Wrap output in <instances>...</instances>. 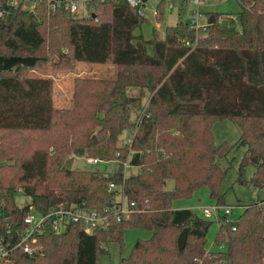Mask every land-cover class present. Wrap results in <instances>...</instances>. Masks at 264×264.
<instances>
[{"label":"trees","instance_id":"16d2710c","mask_svg":"<svg viewBox=\"0 0 264 264\" xmlns=\"http://www.w3.org/2000/svg\"><path fill=\"white\" fill-rule=\"evenodd\" d=\"M23 1L0 0V204L18 228L15 220L30 204L44 211L73 202L103 208L116 194L109 190L113 181L136 210L93 233L79 223L62 232L49 225L40 250L16 251L18 264H97L108 252L103 245L123 243L128 227L152 234L119 264H264V210L257 201L245 205L235 225L222 218L215 241L225 249L211 256L212 220L173 206L202 186L224 205L227 170L217 158L230 146L215 142V119L237 123L247 145L240 175L253 164L252 184L264 186V0H237V12L212 11L216 20L200 30L180 20L163 38L156 30L152 38L136 32L145 16L128 0H86L87 15H74L65 1L53 7L57 0H35L31 8ZM51 58L67 69L112 63L117 77L77 78L72 106L59 107L54 79L28 74ZM126 129L132 140L119 144ZM75 154L118 159L120 166L113 172L67 167ZM126 160L138 167L128 176ZM18 191L31 199L23 207Z\"/></svg>","mask_w":264,"mask_h":264},{"label":"rangeland","instance_id":"374dc122","mask_svg":"<svg viewBox=\"0 0 264 264\" xmlns=\"http://www.w3.org/2000/svg\"><path fill=\"white\" fill-rule=\"evenodd\" d=\"M34 1L35 0H24L22 5L24 8H31L34 5ZM160 1L161 0H145V2L140 5L145 19L141 26L137 28L136 32L141 33L145 38H152L154 36V30H156L158 37L163 38L167 27L180 20L187 23H192L197 20V22L202 25L208 17L207 9L223 12H237L240 9L237 0H205V3L213 2L211 8L210 6H199V8L194 0H187L186 3H182V0H165L163 4L161 3L160 7ZM171 3L172 5H170ZM250 4H252V2ZM158 8H162L163 10L161 16L156 14ZM89 11L86 2L80 0L78 9L79 15H87ZM148 49L151 52L153 51L151 45L148 46ZM54 62L52 58L45 62H41L34 68L28 69V74L51 76L54 79V99L56 105L59 107L72 106L75 81L77 78L84 77L113 80L117 77L118 67L112 63L76 62L73 68L67 69L56 68ZM132 118L136 119L137 114L133 113ZM212 129L214 140L217 144L226 142L230 146L228 154L225 157L217 158V162L227 170L222 189L224 205L232 207V212L227 216V220L232 221L238 218L246 204L264 200V186L256 187L252 184L251 178L256 170L253 164L247 165L243 175H240L239 168L247 150V145L240 142L241 130L237 123L229 118L215 119ZM132 131L131 129L124 130L119 136V144L127 143L128 139L132 137ZM87 156L88 154H75L72 156L74 157L72 167L74 169H100L106 172H113L120 166V161L118 159L110 161L103 160L99 163H93L87 160ZM123 169L125 175L128 176L135 173L138 167L130 164L128 160H126L123 164ZM172 186L173 182L169 180L167 182V188H172ZM15 200L20 207L27 205L31 201L30 196L19 191L15 195ZM216 203L217 200L210 196L208 186L198 188L190 198H178L173 202L174 207H190L201 217L212 220L207 234L206 248L208 249L217 246L215 237L222 218L219 220H216L214 217L207 218L203 215L202 208ZM151 234L152 232L150 230L142 227L126 228L124 230L123 243H110L107 250L108 252L100 256L97 264H119L120 257H128L135 242L139 238H148ZM208 249L207 255L211 256L214 252L224 250L225 245H223L222 249H219V245L217 249Z\"/></svg>","mask_w":264,"mask_h":264},{"label":"built area","instance_id":"2783aa9c","mask_svg":"<svg viewBox=\"0 0 264 264\" xmlns=\"http://www.w3.org/2000/svg\"><path fill=\"white\" fill-rule=\"evenodd\" d=\"M8 5L16 6L22 0H5ZM65 1L67 7L74 15H79L80 0H57L53 7ZM86 2V0H84ZM131 5L139 7V13L144 16L140 5L145 0H128ZM199 6L203 5L204 0H194ZM172 5V3L170 4ZM200 12V10H197ZM4 14L3 11L0 15ZM206 24H199L196 21L188 23L189 27L195 29H203ZM131 138L128 142H131ZM87 160L93 163L103 161L98 156H87ZM21 190V188H20ZM109 190L116 191V194L111 199V203L103 208H90L80 203H59L50 206L47 210H40L34 204H30L21 212L15 222L18 228H15L12 223V217L6 213L5 209L0 204V264H18V258L15 253L18 250H23L26 253L33 254L41 249L39 238L45 233L47 226L51 225L55 232L64 231L68 225L79 223L83 226L87 233H93L95 229H107L110 227L112 220L122 221L130 218L136 210L135 200H129L125 194L124 188L115 182L109 183ZM258 205L264 210V200L257 201ZM232 212V207L229 205H221L219 203L204 206L202 213L205 217H214L216 220L224 218ZM22 216V221L18 224L19 216ZM234 220H237L234 219ZM221 221V220H220ZM228 221V220H227ZM235 225V224H234ZM235 228V227H234ZM109 245H103L108 249ZM223 245H219L222 249ZM212 250V249H208Z\"/></svg>","mask_w":264,"mask_h":264},{"label":"water","instance_id":"95a60500","mask_svg":"<svg viewBox=\"0 0 264 264\" xmlns=\"http://www.w3.org/2000/svg\"><path fill=\"white\" fill-rule=\"evenodd\" d=\"M216 20V16L214 14H212L208 20V23H213L214 21ZM3 74L5 76H15L17 73L15 71H4ZM73 160H74V157H69L66 161V165L67 167H72L73 166ZM22 221V216L20 215L19 216V219H18V224H20ZM237 223V220H232L230 221V224L234 225Z\"/></svg>","mask_w":264,"mask_h":264},{"label":"crops","instance_id":"0c3cea01","mask_svg":"<svg viewBox=\"0 0 264 264\" xmlns=\"http://www.w3.org/2000/svg\"><path fill=\"white\" fill-rule=\"evenodd\" d=\"M186 1L187 0H182V3H186ZM213 4V2H207V3H205V0H204V3H203V5H201L200 7H202V6H204V7H209L210 6V8H211V5ZM34 6V5H33ZM32 6V7H33ZM199 7V8H200ZM208 10V12H212L213 10H209V9H207ZM201 12V11H200ZM207 12V14H208V17H207V19L204 21V24H206V23H208V20H209V18H210V16L212 15L211 13H208ZM211 14V15H210ZM177 208H181L180 206H177ZM217 247H218V245L216 246V247H213V248H209V249H212V250H214V249H217ZM208 249V248H207Z\"/></svg>","mask_w":264,"mask_h":264}]
</instances>
